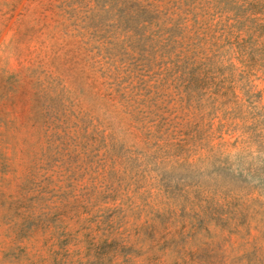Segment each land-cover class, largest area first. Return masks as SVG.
Returning <instances> with one entry per match:
<instances>
[{
    "label": "rangeland",
    "instance_id": "374dc122",
    "mask_svg": "<svg viewBox=\"0 0 264 264\" xmlns=\"http://www.w3.org/2000/svg\"><path fill=\"white\" fill-rule=\"evenodd\" d=\"M0 264H264V0H0Z\"/></svg>",
    "mask_w": 264,
    "mask_h": 264
}]
</instances>
